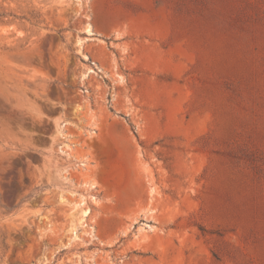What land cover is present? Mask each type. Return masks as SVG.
<instances>
[{
  "label": "rangeland",
  "instance_id": "rangeland-1",
  "mask_svg": "<svg viewBox=\"0 0 264 264\" xmlns=\"http://www.w3.org/2000/svg\"><path fill=\"white\" fill-rule=\"evenodd\" d=\"M0 264H264V0H0Z\"/></svg>",
  "mask_w": 264,
  "mask_h": 264
},
{
  "label": "bare ground",
  "instance_id": "bare-ground-1",
  "mask_svg": "<svg viewBox=\"0 0 264 264\" xmlns=\"http://www.w3.org/2000/svg\"><path fill=\"white\" fill-rule=\"evenodd\" d=\"M87 180L91 182H96L98 180V175L95 171L90 172L87 175Z\"/></svg>",
  "mask_w": 264,
  "mask_h": 264
}]
</instances>
